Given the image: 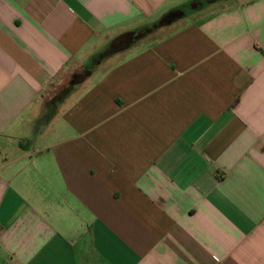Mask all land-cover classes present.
Listing matches in <instances>:
<instances>
[{
	"label": "crops",
	"instance_id": "crops-1",
	"mask_svg": "<svg viewBox=\"0 0 264 264\" xmlns=\"http://www.w3.org/2000/svg\"><path fill=\"white\" fill-rule=\"evenodd\" d=\"M0 264H264V0H0Z\"/></svg>",
	"mask_w": 264,
	"mask_h": 264
},
{
	"label": "rangeland",
	"instance_id": "rangeland-1",
	"mask_svg": "<svg viewBox=\"0 0 264 264\" xmlns=\"http://www.w3.org/2000/svg\"><path fill=\"white\" fill-rule=\"evenodd\" d=\"M186 5V6H185ZM184 6V11L186 12V14L193 12L192 5L191 3H187ZM136 39H128L124 44L126 45H130L131 42H135ZM123 45H120L119 47H122ZM104 65V64H103ZM102 65V66H103ZM73 80H75V78L70 77V79H68L67 81H64L62 84H57V86L53 89V87L51 88L50 91H48V93H50L51 97L50 99H48L47 103H53L54 99H60V97H64L65 94L67 95V92H70V90L72 89V83L74 82ZM58 124V120L54 119L52 117V114L50 112V114H48L44 119H42L41 121L38 122V124H33L31 125L30 130L32 131H36L41 130L42 133L41 135L44 136L45 134H48L49 136L53 134L52 130L54 131L55 127H57Z\"/></svg>",
	"mask_w": 264,
	"mask_h": 264
},
{
	"label": "trees",
	"instance_id": "trees-1",
	"mask_svg": "<svg viewBox=\"0 0 264 264\" xmlns=\"http://www.w3.org/2000/svg\"><path fill=\"white\" fill-rule=\"evenodd\" d=\"M210 2L217 1V0H209ZM186 15V12L184 10H176L170 12L168 15L165 16L163 19L161 25L162 26H168L177 21L178 19L184 17ZM136 42V41H135ZM134 42H131L130 44H133Z\"/></svg>",
	"mask_w": 264,
	"mask_h": 264
},
{
	"label": "built area",
	"instance_id": "built-area-1",
	"mask_svg": "<svg viewBox=\"0 0 264 264\" xmlns=\"http://www.w3.org/2000/svg\"><path fill=\"white\" fill-rule=\"evenodd\" d=\"M218 178H221V175H218Z\"/></svg>",
	"mask_w": 264,
	"mask_h": 264
}]
</instances>
